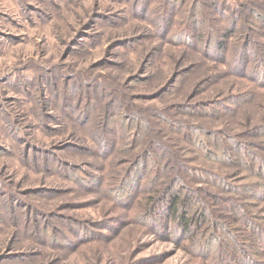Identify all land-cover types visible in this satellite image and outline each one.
<instances>
[{"label":"rangeland","instance_id":"rangeland-1","mask_svg":"<svg viewBox=\"0 0 264 264\" xmlns=\"http://www.w3.org/2000/svg\"><path fill=\"white\" fill-rule=\"evenodd\" d=\"M263 77L264 0H0V264H217L144 204L200 144L264 157Z\"/></svg>","mask_w":264,"mask_h":264},{"label":"trees","instance_id":"trees-1","mask_svg":"<svg viewBox=\"0 0 264 264\" xmlns=\"http://www.w3.org/2000/svg\"><path fill=\"white\" fill-rule=\"evenodd\" d=\"M192 11L189 15L191 21L195 16ZM193 28L191 26V31ZM187 39L185 35L183 40ZM227 46V38L217 40V50ZM262 80L264 82V77ZM241 101L242 98L236 99L237 103ZM260 131L256 133L258 137L264 135V127ZM106 147L112 149L113 146L109 144ZM199 147V155L205 161L186 163L182 174L178 175L179 179L171 180L161 188L157 178L149 186L150 195L144 204L146 212L161 208L163 216L175 217L182 235L199 238L205 243V255L212 257L216 252L217 264H232V256L236 255L241 259L240 263L264 264L256 257L264 255L263 155L249 147L240 148L238 157L225 151L224 147L221 153L214 151L212 146L204 148L200 144ZM232 175L238 176L240 183H235ZM124 178L138 183L137 174L130 173ZM159 194L164 200L161 204L156 203ZM226 206L230 213L224 214L220 208L225 209ZM236 231L247 232L248 235L240 238ZM245 239L251 244L248 245L250 249Z\"/></svg>","mask_w":264,"mask_h":264}]
</instances>
